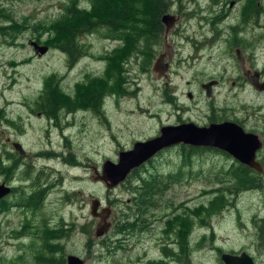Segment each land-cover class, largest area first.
I'll list each match as a JSON object with an SVG mask.
<instances>
[{
  "label": "rangeland",
  "instance_id": "374dc122",
  "mask_svg": "<svg viewBox=\"0 0 264 264\" xmlns=\"http://www.w3.org/2000/svg\"><path fill=\"white\" fill-rule=\"evenodd\" d=\"M70 2L0 0V127L25 153L15 152L9 143L3 153L0 134V165L3 159L5 168L0 182L6 180L14 187L0 202V264H57L62 257L67 264L69 253L82 257L84 264H158L159 259H163L159 264H223L218 249H247L257 264H264V232L259 230L264 189L245 190L235 198L232 183L224 180V172L235 163L229 154L188 153L182 145H172L115 187L93 178L94 168L100 171L105 159L116 161L119 150L156 135L162 124L177 123L179 118L207 124L211 105L221 107L217 117H252L247 112L261 103L241 76L244 69L254 68L244 52L254 48V55L264 54V38L254 35L249 2L240 0L225 8L221 19V1L216 16L211 13L201 20L200 11L191 12L197 8L196 0H169L165 12L177 19L165 38L167 27L161 15L160 37L146 54L128 53L135 41L112 38L119 35L118 29L106 25L77 33L83 54L72 61L55 45L45 53L35 52L29 41L46 44L56 39L61 25L53 19L67 11L62 5ZM78 6L85 13L66 16L60 34L72 31L84 19L114 15L131 25V20L140 21L143 32L150 29L146 0H79ZM120 9L127 13L120 16ZM260 21L264 34V16ZM237 22L245 26L239 36L243 34L247 45L231 48L230 39L226 41L230 26L223 28ZM218 29L224 30L223 37L214 42L205 39ZM141 44L144 47L145 40ZM234 45L240 47L241 58ZM116 49L121 53L114 55ZM163 52V61L169 63L166 77L154 69ZM212 78L216 81L207 95L201 83ZM46 80H56L60 92L44 94ZM47 97L54 105L45 104ZM179 169L181 176L166 180L169 173L177 176ZM154 174L166 184L156 194L160 204L152 203L155 206L138 217L145 219L137 220L129 201L135 194L132 187ZM40 191L44 194L37 201ZM93 198L100 200L98 211L109 208L110 226L100 235L95 228L101 216L90 212ZM211 202L215 205L209 210ZM189 232L192 251L186 263L182 257ZM150 246L153 251L147 249ZM146 249L151 253L143 254Z\"/></svg>",
  "mask_w": 264,
  "mask_h": 264
},
{
  "label": "water",
  "instance_id": "95a60500",
  "mask_svg": "<svg viewBox=\"0 0 264 264\" xmlns=\"http://www.w3.org/2000/svg\"><path fill=\"white\" fill-rule=\"evenodd\" d=\"M176 18L175 14L165 12L162 14V20L167 29L173 24ZM34 46L35 52L41 54L48 49L47 44H39L36 40H30ZM161 53L154 63V69L159 74H164L168 63L163 61ZM166 75V74H165ZM254 82V80L252 79ZM215 82L211 80L204 84L207 86V94H210L209 85ZM257 135L254 132L246 131L239 123L234 120H223L220 122H210L209 124H198L194 121H182L174 124H164L159 128V132L145 139L135 140L130 148L118 151L117 160L105 159L102 162L101 170L94 168L93 178L104 182L108 188H112L124 181L129 172L154 156L161 149L173 144L185 143L196 146H210L220 148L231 154L235 159L254 168L264 174L262 163L256 159L255 151L260 146ZM14 146L24 152L19 142H14ZM10 191V186L0 183V198ZM100 200L93 198L91 200V213L100 215L101 220L95 228L96 235L104 233L110 226L107 219L109 208L102 207L98 211ZM221 258L225 264H255L251 256L242 251L240 254L223 252ZM67 264H84V259L76 254H67Z\"/></svg>",
  "mask_w": 264,
  "mask_h": 264
},
{
  "label": "trees",
  "instance_id": "16d2710c",
  "mask_svg": "<svg viewBox=\"0 0 264 264\" xmlns=\"http://www.w3.org/2000/svg\"><path fill=\"white\" fill-rule=\"evenodd\" d=\"M78 1L79 0H71L69 4H63L62 7L66 8L67 11L61 13L57 18L53 19L54 23H59L61 26L57 28L56 33L57 37L56 39H53L52 42H47L46 44L52 46L55 45L59 47L61 50L65 51L69 57L70 60H74L75 58L81 56L83 54V51L81 49V46L78 43V39L76 38L77 33L81 35L85 31H92L93 29H96L98 26L106 25L113 29L114 31L118 29V36L117 37H112L114 39H123L124 43L128 42L129 39H133V44L130 48H128V53H136L137 55L139 53L146 54L149 53L152 50V46L154 43H156L160 37V30L162 29V22H161V15L165 11H168L170 8V3L169 0H146L149 1V13H148V18H147V25L150 28L147 31H144V28H141L139 26L140 21H133L132 25L128 20H119L117 15H114L112 18L107 17V18H100V17H90L87 19H84L81 23H79L76 27L72 28V31L70 32H65V34H60V32H63L66 26L62 25L63 20L66 16L72 15V14H77V13H85V9L81 8L78 6ZM93 2H96L97 0H92ZM134 6H131V10L133 9ZM120 16H123L127 13V9H120ZM129 22V25H128ZM138 24V27H137ZM128 25V26H127ZM132 26V27H131ZM1 27V25H0ZM4 27H9V26H4ZM131 27V28H130ZM2 29V28H0ZM144 35V36H143ZM145 40V45L144 47L142 46L141 42L142 40ZM137 40V42H136ZM122 47H119L117 49H121ZM117 49L114 52V55H117L121 53L120 50L117 51ZM119 58V57H118ZM126 61L129 60L128 56L125 55L123 57ZM52 83V85H50ZM44 94H47L48 92H60L59 87H58V82L55 80L52 82V80H46L45 86L42 90ZM59 101L62 102V99L60 96L58 97ZM45 104L47 106H52L54 103H52V99L47 97L44 100ZM41 105V104H40ZM182 145L183 149L187 148L188 153L192 152H200L203 150H214V151H220L225 154H228L225 151L218 150L216 148H209V147H204V146H194V145H185V144H180ZM185 163L189 161V158H187V155L184 157ZM138 168V167H137ZM137 168L132 170L131 173H135ZM1 171V170H0ZM178 175L176 176L175 173H169L166 175V180H169L170 182L176 180L179 176L182 174V170L179 169L177 171ZM226 173L227 177H225V181L231 182V188L233 193L236 196L241 193L242 191L249 190V189H254V188H259L263 186L264 184V178L262 177L261 174H258L253 170V168L247 166L246 164L235 160V163L232 164L229 169L227 170ZM154 176L150 177L149 179L142 178V182L138 184L137 186H133L132 189L134 190V196L132 197L133 199V212L132 214H135L137 217L140 215H143L145 213V210L150 207V206H155L157 204H160L158 200L156 199L159 198L157 193H159L160 190H162L163 185H166L163 180H160L158 182L157 178ZM43 191L39 192V195H37V201L41 198L43 195ZM220 197V196H219ZM219 197H215V201L219 199ZM1 202V201H0ZM152 203H155V205H151ZM232 204L236 205V201H233ZM215 202H211L208 209L210 208L214 209ZM216 209H218V204H216ZM215 209V211H216ZM214 212V211H213ZM127 214V213H124ZM128 215V214H127ZM129 216V215H128ZM136 217V218H137ZM128 224V222H126ZM263 232H264V227H263ZM44 241H48V235H45ZM169 251V249H166V252ZM55 258V256H53ZM64 257L60 258V261L57 264H65L64 263ZM184 259V256L182 257ZM167 264V263H165Z\"/></svg>",
  "mask_w": 264,
  "mask_h": 264
},
{
  "label": "flooded vegetation",
  "instance_id": "af4514ba",
  "mask_svg": "<svg viewBox=\"0 0 264 264\" xmlns=\"http://www.w3.org/2000/svg\"><path fill=\"white\" fill-rule=\"evenodd\" d=\"M198 3H197V8L196 9H191V12L192 13H198V11H200V13H198L200 15V18L201 20H206L208 19V17L211 15V13H214L215 16H216V11H217V8L216 6H219L220 5V2L222 1L224 3V5L222 6L223 9L220 10V12L223 14L221 19L226 15V9L227 7H234L237 3H239L240 0H208V3H201L202 0H196ZM242 1H248L249 4L251 5V8H252V11H251V15L254 16L253 18V21L255 23H253L252 25V28H253V31H254V35L255 37H260L261 39L264 38V34H262V25H261V19L263 18L264 16V4H263V1L264 0H241ZM228 2V4H227ZM221 9V8H220ZM191 13V14H192ZM176 19H177V16H176ZM226 18L223 19L222 22H225ZM231 19V17H230ZM245 19L242 20V22L244 21ZM220 21V20H219ZM203 24V22L201 23V25ZM230 26V30H231V35L228 37H226V41H229L230 39V46L231 48H233V44H241L242 47L247 45V41L245 40V42L243 41L245 38H243V34H241V36H239V31L241 29L242 31V28L245 27L244 25L242 26L240 23H234V24H229V25H225V27L223 29H226L227 27ZM260 27V28H259ZM170 28V27H169ZM169 28L166 30L167 33L165 34V38H167V34H168V31H169ZM256 28H259L260 30L258 32H256ZM224 32V30L222 31V29H218V30H214L213 32V35L210 36V37H207L205 39H209L210 42H214V41H217L218 39H220L221 37H223L222 33ZM242 33V32H241ZM257 33V34H256ZM198 41V40H197ZM207 43H209V41L205 40ZM234 46H238V45H234ZM240 47L238 46L237 47V57L238 58H241L242 55L240 54ZM242 51H245V48L242 49ZM264 51V50H263ZM168 54H169V57L171 56V50L167 49L166 51ZM255 49L253 48V51L252 52H244V56H248V58L253 62V65H254V68L252 70H249V69H244L243 73L241 74L242 77H244L251 85H252V88L256 91L255 93L257 94V100L261 103V105H258V106H254L253 107V110L249 113L247 112V115L248 116H252V117H248V118H245L243 117L242 119L237 117V119H233L235 120L237 123H239L246 131H251V132H254L256 135H257V139L259 140V144L260 146L257 147L256 151H255V155H256V159H258L263 167H264V112L262 111V109L264 108V62L261 61L260 59V56H262V59L264 61V54H260V55H254L256 54L255 53ZM166 54V53H165ZM164 54V55H165ZM163 55V56H164ZM167 69L166 71L164 72L163 75H165V77L168 75V69H169V63L167 65ZM252 79L254 80V82L252 81ZM211 80H214L216 81L215 79H211ZM209 82V81H208ZM207 83V82H202L201 83V86L205 88V92L207 93V86L205 87L204 84ZM212 84L211 83L209 85V88H210V92L212 93ZM188 95H192V93H189L188 92ZM221 109V107H214L213 105L210 106L209 108V111H208V123L209 124L210 122H220V121H223V120H231V119H228L226 117H217V113L218 111ZM244 119V120H243ZM250 119H252V123H250ZM180 121H184L183 118H179L178 121L176 122H180ZM0 134L2 135V152L3 153H6V145L7 143L11 144V146L15 149V152L17 151V148L14 146L13 142L15 140L11 139L10 136L6 135L5 134V130L4 128L0 127ZM5 138V139H4ZM11 142V143H10ZM19 151V150H18ZM25 154V153H24ZM3 159H2V162H1V165H0V170L1 172L5 169L4 166H3ZM13 166V165H12ZM255 170V169H253ZM255 172H257L258 174H261L262 177L264 178V174L261 173V172H258L257 170H255ZM0 183H4V184H7L10 186V192L13 191L14 187L10 184V182H7L6 180H1ZM254 189H264V184L263 186L259 187V188H254ZM8 193V194H9ZM240 195V194H238ZM6 194L3 195V197L1 198L2 200H4L6 198ZM131 200V203H133V199H129V201ZM142 216V215H140ZM138 216V217H140ZM136 218L137 220H144L145 217L143 218ZM149 225V223L147 224V226ZM263 227H264V220H263V223H262ZM261 225V228H259L260 232L263 231V227ZM192 234L191 232H189L186 237L184 238L185 240V247H183V253L185 254L184 255V262L188 263V255L191 253L192 249H191V246H188L189 245V240L191 238ZM188 241V242H187ZM177 243H180V240L177 241ZM147 249L153 251L154 248L153 247H148ZM145 250L143 254H148V253H151L149 252L148 250ZM162 249H165V247L163 246ZM219 250V258L221 259V261L223 262V264H225L224 260L221 258V254L223 252H231V253H234V254H240L242 251H245L247 252L251 258L254 260L255 264H257L256 260H255V257L249 252L247 251V249H241V250H231V251H221V249H218ZM181 252H182V246H181ZM158 255L152 257V259H158L157 258ZM176 259V258H175ZM158 264L159 263H163V259H159L157 260ZM152 262V261H150ZM149 262V263H150Z\"/></svg>",
  "mask_w": 264,
  "mask_h": 264
}]
</instances>
